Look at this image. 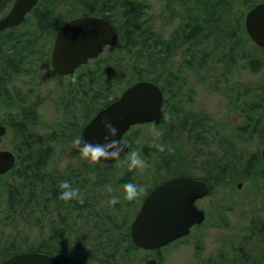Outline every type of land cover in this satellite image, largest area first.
<instances>
[{
	"label": "rangeland",
	"instance_id": "1",
	"mask_svg": "<svg viewBox=\"0 0 264 264\" xmlns=\"http://www.w3.org/2000/svg\"><path fill=\"white\" fill-rule=\"evenodd\" d=\"M49 1L53 2L52 4H54L56 10L64 8L60 4L61 2H65L67 5V7L64 5L67 10L60 14L57 20H62L70 15L98 14L102 12L117 27L120 28L122 25L123 11H120L119 4L115 0ZM134 1L141 3L143 7V13L139 22V25H141L140 36L142 37L140 38L141 40H145L147 45L152 41V39L149 41L148 33L155 30L152 27H157L160 20L159 17L163 15L171 16L173 13L174 17L177 15L176 12L181 10L179 0ZM181 1L183 3L185 1L192 6H194L193 4H197L195 0ZM259 1L262 0H255V3ZM46 2L47 0H39L36 9L43 8ZM56 2L58 3L57 6ZM172 11L173 13H171ZM38 12L26 17L24 23L17 28L16 36L20 39L17 48L25 73L22 75V78L18 76L14 84H19L22 81V92L33 90L34 93L44 95L46 92L52 90L51 81L42 80L43 84L38 87L26 80L29 72H33L35 62L46 55L48 57L47 48H50L54 36L52 34L54 32L53 25L48 34H42L38 30L37 23L40 18ZM191 17L192 19H188V21H194L195 24H197V21L202 20L199 13L193 10ZM45 24H48V22ZM30 36V42L33 40V44L26 40L21 41L22 38ZM5 40L6 37L3 35L0 41ZM121 46L123 44L120 42L118 47L114 46L104 50V53L97 60L101 69L100 73L93 72L94 63L92 64L91 62L75 74L62 80L64 82H73L75 78L77 81L82 80L84 89L86 90L85 110L88 114L87 118L92 116L102 106L106 101V97H117L127 85L134 81L150 79L162 86L167 73V78L170 80H174L175 77L178 78L176 79L178 83L174 81L170 89L175 90L177 87L176 98L181 103V106L177 112L176 107L170 105V112L164 117L163 125L155 127V132L162 134V128L175 129L181 124L185 111L196 112L197 110H203L202 112L209 114L213 120L214 143L213 146L209 147L210 151L220 153L222 144L227 142L234 145L232 154L239 153L242 147H244V136L240 135L237 138V135L239 134L238 129L242 126L241 123L244 122L245 113L242 104L245 105V102H242L240 108H236L235 101L237 99L234 100L233 96H228L221 87L223 83L217 81L226 78H220V75L228 71L223 65V55L228 51V48L220 49L218 52L210 55V51L213 48V39L210 38L202 44V49L199 50L201 52L199 56L201 58L204 57L202 61H199L201 62L200 65L203 66H199L197 64L199 62H196V59H191L185 51L181 52V49L177 53L163 54L165 68L161 69L160 66L155 65V61L161 62L162 60L161 47L152 48L153 51L151 48L146 51L143 50L142 55H137L136 61ZM146 52H148L149 56ZM155 52L156 54L161 52V55L159 54L157 57ZM9 53L8 44L0 43V62L5 63L6 56ZM233 54L236 61L235 67H237L233 71L234 76H232L235 82H238L239 78H241L239 63L242 61L241 57L243 55L245 56L246 63L247 56L258 62L256 64L257 67H254L256 71H251L250 65L246 64V89L255 88L256 85L263 82V50L255 49L252 44H247L243 48L239 47L235 49ZM188 62H191V64H187ZM42 73L45 74V71H42ZM78 76H80V79ZM196 80H201V82ZM104 86H108L107 95L101 89ZM87 94H90L91 98H86ZM44 109L45 111L43 112ZM0 110L4 112L3 109L0 108ZM1 112L0 118H2ZM37 116L39 117V128L35 130L36 139L40 138L43 141H47V138L50 139L51 136L55 135L59 137L58 140H60L61 144L64 137L56 126L58 114L55 110L44 102L38 107ZM155 132L153 127L150 126H136L126 135L129 140L128 144L130 145L128 146L131 147L130 152H139L145 160L146 167L129 170L127 155L119 163L110 166L111 168L107 171V174H105L102 167L97 166L96 168L95 164L86 166L87 174L84 183L75 184L81 193L83 203L79 200L77 201L78 204L79 202L81 203L79 206H83V208L57 212L47 201V206H45L44 210L37 206L32 213H28L30 225L21 222L18 225H15L16 223L8 225V221L6 220V186L12 180L9 175L0 176V250L3 249L4 244L8 240L19 243L21 248L24 246L29 247L30 245L37 246L42 240L52 247H59L60 244L55 242L56 236L53 237L56 232L57 236L62 235L61 245L65 248L62 256L70 264H100L99 262L101 261L106 262L105 260L111 252L110 246L102 245L97 246V248L96 245L101 243L105 239V236L115 239L119 234L128 232L130 223L139 210L138 201L140 202L144 198L147 189L155 179L162 178L161 174L163 172L160 169L163 167L160 165L161 156L163 155L161 153L163 152L161 150L163 143L158 140V137L161 135L157 136ZM10 143L9 138L4 137L0 143L1 148L11 150L12 146ZM60 144L57 150L63 148ZM179 146L180 144H177L176 148ZM263 146L264 141L255 139L249 145L246 144L244 149H248L251 152H260ZM149 148L152 149V153L149 151ZM63 149L66 151V148ZM67 152H64L65 157L53 161L57 162L56 166L53 165L52 161L45 165L49 173L51 171L50 167L53 165L59 169L55 174H62L63 167H66L65 165L70 160L66 156ZM180 153L184 161L186 153ZM171 167L170 164L168 168L171 169ZM50 174H54V172ZM126 183H133L144 188V191L137 197L138 200L137 198L132 201L124 199L122 188ZM239 183L242 184L240 189L234 188L233 191L225 189L212 197L214 203L207 210L204 222L193 228L186 237L161 249L159 253L156 251L141 252V250H135L134 254L130 253L128 255L127 262H119L118 264H249L250 261L247 260L250 258V255L243 257V255H239L237 249L240 247V241L247 234V227L250 221L252 219L264 221L263 183L255 179L244 180V182ZM113 197L118 200L115 205L108 203ZM95 213L98 214V217H95ZM97 218H102V220L96 221ZM90 220L91 223H89ZM90 224H98L101 230L104 228L106 230L100 231L99 227L95 229V225L90 227ZM91 228L94 229L91 230ZM83 238L84 241L80 243ZM241 245L246 252L254 250L251 253L253 254L256 251L252 248L253 241L252 244L246 242ZM259 256L260 254H257L255 259H258ZM114 258L117 259L116 256Z\"/></svg>",
	"mask_w": 264,
	"mask_h": 264
},
{
	"label": "trees",
	"instance_id": "2",
	"mask_svg": "<svg viewBox=\"0 0 264 264\" xmlns=\"http://www.w3.org/2000/svg\"><path fill=\"white\" fill-rule=\"evenodd\" d=\"M195 1L197 2V4H193L194 6L186 3L185 1L184 3L183 1H180L181 10L176 12L177 14L180 13L182 16L185 14L186 16H191L193 10L199 13L200 17L202 18L201 21H197V25H195L193 28L188 29L189 33L185 39L193 36L194 39L200 40L203 36H211V39H213V48L210 51V55L218 52L220 49L222 50L228 48V51L223 55V65L225 66L226 70L229 67H235L236 61L233 54L235 49H238L239 47L243 48L247 44H252L255 49L261 50L247 38L243 26V17L245 12L251 9L258 2L255 3V0ZM11 2L12 0H0V16L4 14V12L10 6ZM115 2L119 4L120 11H123V21L120 28V42L123 44L121 48L124 51H126L137 61V55H142L143 50L146 51L150 48L152 49L156 47H164V44L162 43L163 41L158 36H152V41L148 45L145 43V40H141V25H139L141 14L143 13V7L141 3L134 0H115ZM52 3L53 2L47 0V2L44 3L43 8L40 7L41 9H36L34 11V13H36L41 10L38 12L40 18L38 19L37 28L40 32H42V34H48V31H50L53 25L54 32L52 34L54 35L58 28L67 20H69L68 18H70L66 17L62 20H57L59 15L67 10L64 6L66 4L65 2H61L60 4H62L64 8H58V10H56L54 8V4ZM57 5L58 3L56 2V6ZM170 7L173 9L171 5ZM171 13H173V11ZM173 15L174 13L171 16ZM46 22H48V24H45ZM186 23L187 26H189L188 22ZM16 32L17 28H11L0 34V39L3 35L4 37H6V40L0 41V43L8 44V51L10 52L7 55L8 58L6 56L5 63L0 62V91L3 89L6 83H9L11 81L12 75L19 70L18 66L21 65V59L17 48V46H19L18 44L20 39L17 38ZM208 38L204 39L203 41L207 40ZM30 39L31 36L22 38L21 41L26 40L30 42ZM174 39L176 38H173L172 42H174ZM30 43L33 44L34 41L32 40ZM167 51L170 50L168 49ZM49 52L50 48H47V54H49ZM146 53L148 54V52ZM169 53L172 52L170 51L167 54ZM249 53L252 54L251 52ZM159 54L161 55V52H158V54H156L155 52V55L157 57ZM163 54L167 55L162 49L161 62L164 61ZM197 54H200V51ZM43 59L44 58H40V61L45 62L46 60L48 62V57L45 60ZM241 59H245V56L243 55ZM161 62L155 61V65L160 66V68L162 69L163 67H161ZM200 64L201 62H199L198 65L203 66ZM247 64L250 65L251 71H256V68L254 67H257L256 64H258V62L255 59L247 56ZM93 72H101L100 65L97 60L94 62ZM230 76H232V74L226 71V73L220 75V78H229ZM146 80H149L158 85V83L154 80ZM222 80L223 79H219L217 81L219 82ZM221 87L223 88V91L228 89V87L226 86ZM101 89L103 90L104 94H106L109 90L108 86H104ZM88 97L91 98V95L87 94L86 98ZM110 97L111 100L109 99ZM115 98L116 96L106 97V101L102 104V106H104L105 103L107 104L111 102ZM243 101L245 102V105L242 104ZM240 104H242V108L244 107L243 109L245 115L244 125H242L238 129L239 134L237 135V138H239L240 135L244 136V147H242L238 154H232L234 145L227 142L222 144L223 146H221L220 153H214L213 159L211 160L213 170L211 179H209V185L212 186L214 196H216V194H219L222 190L225 189L233 191L239 182L255 179L263 183L264 197V163L260 158L259 151L251 152L248 149H244L246 144L249 145L255 139L264 141V80L262 83L256 85L255 88H247L244 99L241 100ZM3 105L8 109L9 105L14 104H12V102L6 103L4 101ZM236 108H239L238 105L236 106ZM98 109H100V107ZM90 118H86V120L88 121ZM38 119L39 117L36 114H26L24 112L17 113L15 115L7 113L4 118H0V125L5 126L8 130L7 137L11 142L10 144L12 146V150L17 153L14 167L4 174L9 175L10 179L12 180L6 186V220L8 221V225H11L12 223H16L15 225H18L19 222L30 225V217L28 213H32V211L37 206L41 207L44 210L46 208L45 206H47V201L57 212L62 211L63 205L65 204L64 201L59 199L61 191L59 189V183L63 181V176L60 175L52 177L55 174H50L54 172L55 167L53 165L50 167V173L47 171V166L45 167V165L52 161L51 157L54 156L52 155V152L51 154L49 153V148L45 146L43 141L39 142V140L36 139V132H34V128L38 124ZM123 139L128 144V138L124 136ZM167 139L172 140L170 144L173 152H175L178 143L176 142L174 135L171 134V131L168 133ZM1 142L2 139L0 137V143ZM174 155L175 154L172 153L171 158H174ZM55 157L56 159L59 158L58 155H56ZM120 160L111 165L98 163L95 164V167H102L105 174H107V171L111 168L110 166H114L115 164L119 163ZM89 165L94 164L86 162V166ZM94 171L96 172V170ZM160 171L163 172L161 174V177L163 178V175L166 174V171L163 168H161ZM177 171L178 170L175 169L174 173H176ZM63 173L65 172H62V174ZM86 174L87 170L85 169V178ZM162 178L157 180L155 179V181H153L151 184L153 185V183H157ZM95 217H98V214L95 213ZM98 220H102V218H97L96 221ZM89 223H91V220L89 221ZM90 225V227H93L95 225V229H98L99 227L98 224ZM93 229L94 228H91V230ZM105 230V228L103 230H101L100 228V231ZM55 236V242L60 244L59 247H52L47 242L42 240V242L37 246L30 245L29 247L24 246L23 248H21L19 243H16L13 240H8L4 244L3 249L0 250V262L19 252L35 251L52 255L60 259L64 264H70V262H68L62 256L65 251V248H63V246L61 245L62 235L57 236L55 232V235L53 237ZM83 241L84 238L80 243H82ZM252 241V248L256 250L253 254L251 253L254 250L252 252H246L241 245L242 243L246 242L252 244ZM102 245H109L111 252L106 258V262L101 261L103 263L99 262L100 264H118L119 262H127L128 255L130 253L134 254L135 251L134 247L130 243L128 232L119 234V236L115 237V239H111L110 237L105 236V239H103L101 243L96 245V247ZM237 250L239 255H243V257L250 255V258L247 260L250 261L249 264H263L264 221H260L257 219H252L250 221L247 227V234L245 235L244 239L240 241V247H238ZM160 251L161 249L156 252L159 253ZM256 253L260 254L258 259H255L257 257ZM114 256H116L117 259H115Z\"/></svg>",
	"mask_w": 264,
	"mask_h": 264
},
{
	"label": "water",
	"instance_id": "3",
	"mask_svg": "<svg viewBox=\"0 0 264 264\" xmlns=\"http://www.w3.org/2000/svg\"><path fill=\"white\" fill-rule=\"evenodd\" d=\"M37 1L14 0L7 13L0 18V32L20 25ZM245 29L254 44L264 49V3L256 5L247 13ZM116 38L113 27L105 20L89 16L74 18L63 25L55 36L52 69L58 74L69 73L88 59L96 57L103 46L113 45ZM161 101V91L156 85L139 81L127 87L118 99L100 110L83 128L79 137L92 143L102 142L106 135L102 121L108 120L118 129L115 139L122 143V135L129 127L160 122L164 113ZM4 133V127L0 126V136ZM127 152L125 146L120 157ZM260 156L264 162V147ZM14 163V156L10 152L0 150V175L10 170ZM207 193L208 188L204 183L187 178L172 179L153 189L143 200L129 227L133 245L142 250H155L188 235L193 225H199L204 220V213L197 210L193 203ZM0 264L63 263L51 255L22 252Z\"/></svg>",
	"mask_w": 264,
	"mask_h": 264
},
{
	"label": "flooded vegetation",
	"instance_id": "4",
	"mask_svg": "<svg viewBox=\"0 0 264 264\" xmlns=\"http://www.w3.org/2000/svg\"><path fill=\"white\" fill-rule=\"evenodd\" d=\"M177 1V0H176ZM181 1V0H180ZM262 2V1H260ZM258 2V3H260ZM247 11L243 17V26H244V18ZM86 15V14H85ZM94 17H102L103 19L107 20L108 18L103 17L101 15L95 16V14H91ZM68 17H77V15H70ZM159 23L153 32L148 33L149 41L151 37L158 36L163 41L164 47H161L164 52L167 54L168 52H181L185 51L186 54L191 59H196V62L202 61V59L197 54L200 49H202V44L209 40L211 36H203L200 40L194 39L193 36L185 39L189 33L190 28H193L195 25L194 21H188V19H192L191 16L181 15L178 13L177 15L173 16H166L163 15L159 17ZM156 20V19H155ZM189 26H187V23ZM245 30V29H244ZM116 31L119 32V28H116ZM57 32V31H56ZM209 37V38H208ZM174 42H172V39ZM208 38L207 40L203 41L204 39ZM114 46L118 47V42L115 43L113 46L109 47L112 48ZM168 47V48H167ZM170 51H167V50ZM52 50L53 48L50 47V52L48 54V62L45 60L47 55L44 57L43 60L45 62L40 61L38 59L35 64L33 65V72L30 71L28 78L26 80L35 84V86L40 87L43 84L42 80H48L52 83V90L46 92L44 95H40L38 93H34L33 90H27V92H22V81L19 84H14L15 79L19 76L22 78V75L25 73L24 66L21 64L18 66L19 70L12 75L11 81L6 83L3 89L0 91V102H1V109L4 112H1L2 118H4L7 113L10 114H17L24 112L26 114H36L38 113V107L41 106L44 102L50 105L55 112L58 114L57 118V128L61 131L63 138L62 143L60 144L59 137L55 135L51 136L50 139L47 138V141H43V139H38L39 142L43 141L45 146L49 148V153L54 157H51L52 162L57 161L58 159L55 158L56 155L61 157H65L64 152L68 159V163L63 167L62 172L63 174H54L52 177L56 176H63V181L67 180L70 182L71 186L76 187L77 184H83L85 178V169H86V162L85 160L81 159L79 152L75 151L73 147V141L77 139L82 132L84 126L87 122L96 114L94 112L93 116H90L89 120L87 121L86 118L88 114L85 110L86 102H85V93L86 90L84 89V85L82 80H78L75 78L73 82H64L62 81L66 77L70 75H63L56 73L51 66V57H52ZM192 61V60H191ZM21 62V61H20ZM163 68H165V60L161 62ZM187 64H191L188 62ZM198 64V63H197ZM246 62L245 59L239 63V67L241 70V78H239L238 82L232 78L233 71L236 70L237 67H229L228 72L232 74L229 78H224L220 83H223V86L228 87L227 90L224 92L228 96H233L234 100L243 99L245 92H246V85H247V78H246ZM236 66V65H235ZM36 68V69H35ZM84 68V67H83ZM162 68V69H163ZM81 69V68H80ZM197 70V69H196ZM45 71V74L42 73ZM170 74V73H169ZM171 76V74H170ZM80 79V76H78ZM178 79L177 77L174 80H170L166 77L164 82L161 86L162 91V106L164 109V117L170 112V105H174L177 109V112L180 110L181 103L177 100V87L175 90L170 89L173 86V82ZM201 82V80H196ZM111 100V97L109 98ZM4 101L6 103L12 102L14 105H9V108L4 107ZM190 104V102H188ZM45 109L43 110V112ZM203 110H197L196 112L192 111H185L183 113L184 118L175 129L171 128H162L161 132L162 135L158 137V140L163 143V155L161 156V167L165 169L166 174L163 175V179L156 183L155 185L151 184L147 189V192L144 197L154 188H156L161 183H164L168 180L174 179L175 177H184L187 179H191L194 181H200L206 183L209 187V182L211 179L212 174V159L214 155V151H210L209 147L213 146L214 143V127H213V120L209 114L202 112ZM60 117V118H59ZM61 119V122H60ZM60 122V123H59ZM164 123V119L158 125H154L155 127H161ZM150 127L153 125L148 124ZM244 125V122L241 123ZM39 128V123L35 126V130ZM171 131V134L174 135L175 140L180 146L175 149V152H169V148H171L172 140L167 139V134ZM35 132V131H34ZM124 141V139H123ZM127 141V140H126ZM61 145L63 148H66V151L63 148H59L57 150L58 145ZM61 151V152H60ZM149 151L152 153V149L149 148ZM60 152V153H59ZM186 153V159L183 161L181 153ZM59 153V154H58ZM172 153H174V158H171ZM206 153V155H205ZM171 164V169L168 166ZM178 164V166H177ZM53 165H57V162H53ZM178 170L176 173L174 171ZM58 168H54V173L58 172ZM165 176V177H164ZM60 178V177H57ZM73 183V185H72ZM76 184V185H75ZM211 188V187H210ZM81 195V193H80ZM138 200V198H137ZM144 198L138 203L139 207L142 203ZM63 211H70L71 209H79L83 208V206H79L81 204L77 200L71 201H64ZM212 200V190L210 189V194L200 199L194 201V205L197 209L203 210L204 214L206 215L207 210H209L210 206L212 207L213 204ZM78 204V207H77ZM55 207V206H54ZM196 227V226H195ZM193 227V228H195ZM131 243V241H130ZM132 245V243H131Z\"/></svg>",
	"mask_w": 264,
	"mask_h": 264
},
{
	"label": "clouds",
	"instance_id": "5",
	"mask_svg": "<svg viewBox=\"0 0 264 264\" xmlns=\"http://www.w3.org/2000/svg\"><path fill=\"white\" fill-rule=\"evenodd\" d=\"M102 125L106 133L102 142L92 143L84 140L83 137H79L72 142L73 147L78 150L81 159L91 164H98L101 161L118 160L125 147L120 140L115 139L118 129L111 123V121L104 120L102 121ZM153 130L155 132L154 125ZM155 135L160 136L162 134L160 132H155ZM161 150H163V146H161ZM168 150L169 152L173 151L172 148H169ZM127 166L129 170L138 168L142 169L146 167V163L139 152L131 151L127 153ZM59 189L61 190L59 196L60 200H79L83 203V198L80 195L79 189L73 188L67 180L59 183ZM109 191H111V189H109ZM122 191L124 199L132 201L144 191V188L133 183H126L123 185ZM117 202L118 200L115 197L108 201L111 205H115Z\"/></svg>",
	"mask_w": 264,
	"mask_h": 264
}]
</instances>
